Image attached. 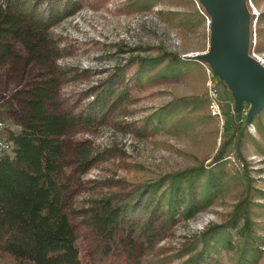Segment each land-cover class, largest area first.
Listing matches in <instances>:
<instances>
[{
    "label": "rangeland",
    "instance_id": "374dc122",
    "mask_svg": "<svg viewBox=\"0 0 264 264\" xmlns=\"http://www.w3.org/2000/svg\"><path fill=\"white\" fill-rule=\"evenodd\" d=\"M125 1L78 0L76 8L49 28L50 39L59 50L54 60L58 76L55 108L75 116V125L61 137L65 154L57 183L80 259L89 264L96 241L86 210L94 199L112 190L151 182L168 172L212 163L221 143L228 141L223 161L234 176L228 189L192 217H177L170 234L157 243L160 257L167 256L161 264H184L181 261L187 256L180 259L174 253L209 223L229 217L243 191L245 173L255 187L264 189V154L246 134L259 138L254 120L247 121L251 100L245 97L236 108L226 79L195 56L209 50L210 15L205 6L199 0H157L150 9L128 11ZM245 4L250 14L247 51L264 66V0H245ZM167 11L177 14L170 17ZM13 44L21 54V45ZM160 50L193 61L171 79L138 76L134 56L152 57ZM38 70L31 65L24 71L22 59H9L0 65V117L8 127L14 125V113L7 108H16V89ZM112 75L110 89L101 94L102 81ZM209 86L216 89L222 123L208 109ZM179 97L192 102L184 128H156L154 118L153 123L141 122ZM262 119L264 122V116ZM236 123H247L239 148L232 136ZM80 152L87 153L86 165L80 162ZM253 200L264 203L257 194ZM260 213L254 218L264 225V210ZM259 233L264 238V229ZM138 253L139 249L114 252L104 264H131ZM221 260L227 264L224 253ZM0 264L14 263L0 259ZM252 264H264V241Z\"/></svg>",
    "mask_w": 264,
    "mask_h": 264
},
{
    "label": "trees",
    "instance_id": "16d2710c",
    "mask_svg": "<svg viewBox=\"0 0 264 264\" xmlns=\"http://www.w3.org/2000/svg\"><path fill=\"white\" fill-rule=\"evenodd\" d=\"M156 1L127 0L125 6L128 11L147 10ZM77 5L78 0H0V65L9 59H22L24 71L31 65L39 68L16 89V108H7L14 113V125L6 129L11 147L0 154V259L14 264H84L57 183L65 154L61 137L75 125V116L55 108L58 76L54 60L59 50L49 36L52 22ZM166 13L170 17L177 14ZM13 42L21 45V54ZM134 58L138 62L136 74H146L148 80L171 79L193 61L168 50ZM114 76L102 81L101 94L110 89ZM191 104L182 97L173 99L141 122H152L154 118L156 128H184ZM262 116L264 108L249 121L254 120L259 138L246 134L264 154ZM246 124L233 126L237 148ZM227 142L221 143L212 163L168 172L151 182L112 190L94 199L86 210L96 241L89 264H104L114 252L132 253L136 249L139 253L131 264H161L167 256L160 257L157 243L170 234L177 217H192L228 189L234 176L223 161ZM80 155L81 164L86 165L87 153ZM84 170L82 167L81 172ZM244 177L243 191L229 217L209 223L199 236L193 235L174 253L180 259L187 256L181 263L222 264L224 253L227 264H252L261 253L264 238L259 230L264 225L254 217L264 210V203L254 201L253 196L264 198V189L255 187L247 173Z\"/></svg>",
    "mask_w": 264,
    "mask_h": 264
},
{
    "label": "water",
    "instance_id": "95a60500",
    "mask_svg": "<svg viewBox=\"0 0 264 264\" xmlns=\"http://www.w3.org/2000/svg\"><path fill=\"white\" fill-rule=\"evenodd\" d=\"M210 15V45L196 54L233 89L235 107L247 97V121L264 108V66L248 54L250 14L245 0H199Z\"/></svg>",
    "mask_w": 264,
    "mask_h": 264
},
{
    "label": "built area",
    "instance_id": "2783aa9c",
    "mask_svg": "<svg viewBox=\"0 0 264 264\" xmlns=\"http://www.w3.org/2000/svg\"><path fill=\"white\" fill-rule=\"evenodd\" d=\"M209 90L208 109L210 114L218 118L222 123V115L216 95V89L213 86H209ZM7 126L5 119L0 117V154L7 152L11 147L10 140L7 136Z\"/></svg>",
    "mask_w": 264,
    "mask_h": 264
},
{
    "label": "bare ground",
    "instance_id": "6f19581e",
    "mask_svg": "<svg viewBox=\"0 0 264 264\" xmlns=\"http://www.w3.org/2000/svg\"><path fill=\"white\" fill-rule=\"evenodd\" d=\"M257 58V57H256Z\"/></svg>",
    "mask_w": 264,
    "mask_h": 264
}]
</instances>
